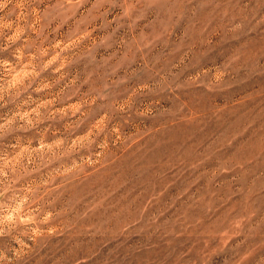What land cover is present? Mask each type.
<instances>
[{"label":"rangeland","instance_id":"374dc122","mask_svg":"<svg viewBox=\"0 0 264 264\" xmlns=\"http://www.w3.org/2000/svg\"><path fill=\"white\" fill-rule=\"evenodd\" d=\"M0 264H264V0H0Z\"/></svg>","mask_w":264,"mask_h":264}]
</instances>
